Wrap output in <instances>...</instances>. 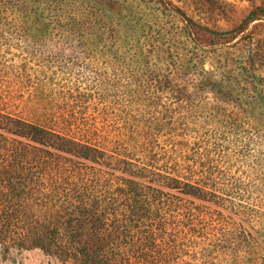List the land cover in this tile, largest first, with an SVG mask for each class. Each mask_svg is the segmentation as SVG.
Masks as SVG:
<instances>
[{
	"label": "rangeland",
	"instance_id": "rangeland-1",
	"mask_svg": "<svg viewBox=\"0 0 264 264\" xmlns=\"http://www.w3.org/2000/svg\"><path fill=\"white\" fill-rule=\"evenodd\" d=\"M19 1L0 0L5 111L77 139L89 132L94 143L114 128L160 118L168 107L172 130H185L190 146L199 142L227 154L217 182L235 205L210 204L208 213L221 214L224 249L208 264H258L264 255V17L249 18L248 0H168L218 33L193 42L181 34L180 21L159 10V0H61L60 6L29 0L18 10ZM66 20H75L72 30ZM0 264L72 263L38 249L0 246Z\"/></svg>",
	"mask_w": 264,
	"mask_h": 264
},
{
	"label": "trees",
	"instance_id": "trees-1",
	"mask_svg": "<svg viewBox=\"0 0 264 264\" xmlns=\"http://www.w3.org/2000/svg\"><path fill=\"white\" fill-rule=\"evenodd\" d=\"M248 1L249 18L264 17V0ZM157 4L182 23L185 38L213 32L171 1ZM4 103L0 98L2 250L38 249L72 264H208L223 251L221 214L207 211L235 205L217 182L227 154L190 146L185 130H172L168 107L160 118L114 128L93 143L89 132L77 139L7 112ZM161 127L169 129L161 134Z\"/></svg>",
	"mask_w": 264,
	"mask_h": 264
}]
</instances>
